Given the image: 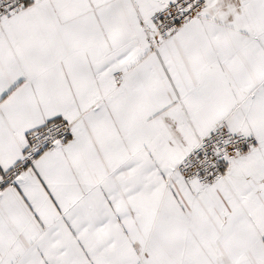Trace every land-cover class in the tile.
<instances>
[{
	"label": "snow or ice",
	"instance_id": "snow-or-ice-1",
	"mask_svg": "<svg viewBox=\"0 0 264 264\" xmlns=\"http://www.w3.org/2000/svg\"><path fill=\"white\" fill-rule=\"evenodd\" d=\"M0 264H264V0H0Z\"/></svg>",
	"mask_w": 264,
	"mask_h": 264
}]
</instances>
